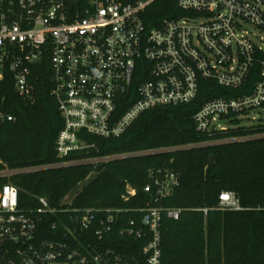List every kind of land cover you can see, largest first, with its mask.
I'll return each mask as SVG.
<instances>
[{
    "label": "built area",
    "instance_id": "2783aa9c",
    "mask_svg": "<svg viewBox=\"0 0 264 264\" xmlns=\"http://www.w3.org/2000/svg\"><path fill=\"white\" fill-rule=\"evenodd\" d=\"M156 1L0 0V81L11 73L18 95L33 101L36 71L47 65L64 120L59 162L3 169L0 178L91 164L89 181L99 165L125 155H93L98 150L87 136L118 138L147 110L190 104L203 80L241 88L253 68L259 80L250 94L211 99L193 120L205 136L264 124L251 117L264 111V0H179L181 16L148 27L145 13ZM249 28L258 32L254 39ZM15 120L0 110V127ZM149 177L145 206L111 209L75 207L73 191L59 207L41 198L39 208L28 210L15 185L0 186V264H160L163 221L183 213L162 203L180 180L168 169ZM135 196L128 185L125 201ZM217 209L244 210L233 192L220 195Z\"/></svg>",
    "mask_w": 264,
    "mask_h": 264
},
{
    "label": "trees",
    "instance_id": "16d2710c",
    "mask_svg": "<svg viewBox=\"0 0 264 264\" xmlns=\"http://www.w3.org/2000/svg\"><path fill=\"white\" fill-rule=\"evenodd\" d=\"M178 1L157 0L145 13L147 26L181 16ZM252 71L248 82L238 89L203 80L195 101L147 110L118 138L87 136L98 150L93 155H125L99 165L89 181L95 167L82 164L17 173L0 178V186L15 185L20 207L28 210L39 208L41 198L51 207H59L73 191L77 192L73 203L78 208L143 207L149 199L144 187L151 182L150 171L168 169L176 173L180 185L162 205L182 209L183 213L178 220L163 221L160 264H264V124L205 136L197 131L193 120L211 99L250 94L259 80L256 68ZM36 75L33 101L18 95L11 73L0 81V110L16 118L0 127V170L43 167L60 161L56 142L64 120L52 95L47 65ZM218 138L244 140L198 146ZM128 185L136 190L129 202L124 199ZM223 192L235 193L244 210H218Z\"/></svg>",
    "mask_w": 264,
    "mask_h": 264
},
{
    "label": "rangeland",
    "instance_id": "374dc122",
    "mask_svg": "<svg viewBox=\"0 0 264 264\" xmlns=\"http://www.w3.org/2000/svg\"><path fill=\"white\" fill-rule=\"evenodd\" d=\"M249 30H250V37H252L253 39H254V36H253V34L254 33H258L257 31H256V29H254V28H249ZM259 36H260V34H259ZM254 116H257L258 118H263L264 119V111H259L258 113H256V114H251V117H254ZM248 125H250L252 122H246Z\"/></svg>",
    "mask_w": 264,
    "mask_h": 264
},
{
    "label": "water",
    "instance_id": "95a60500",
    "mask_svg": "<svg viewBox=\"0 0 264 264\" xmlns=\"http://www.w3.org/2000/svg\"><path fill=\"white\" fill-rule=\"evenodd\" d=\"M214 164H215V157L212 156V157H211V165H214Z\"/></svg>",
    "mask_w": 264,
    "mask_h": 264
}]
</instances>
